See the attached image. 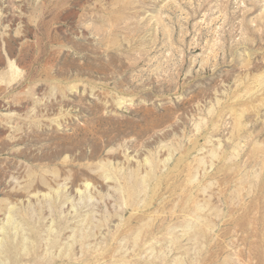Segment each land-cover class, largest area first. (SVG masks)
I'll return each instance as SVG.
<instances>
[{
	"label": "rangeland",
	"instance_id": "rangeland-1",
	"mask_svg": "<svg viewBox=\"0 0 264 264\" xmlns=\"http://www.w3.org/2000/svg\"><path fill=\"white\" fill-rule=\"evenodd\" d=\"M0 264H264V0H0Z\"/></svg>",
	"mask_w": 264,
	"mask_h": 264
},
{
	"label": "bare ground",
	"instance_id": "bare-ground-1",
	"mask_svg": "<svg viewBox=\"0 0 264 264\" xmlns=\"http://www.w3.org/2000/svg\"><path fill=\"white\" fill-rule=\"evenodd\" d=\"M48 250V249H47Z\"/></svg>",
	"mask_w": 264,
	"mask_h": 264
}]
</instances>
